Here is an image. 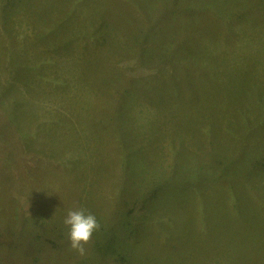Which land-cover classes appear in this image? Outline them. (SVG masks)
I'll return each instance as SVG.
<instances>
[{
    "label": "rangeland",
    "instance_id": "obj_1",
    "mask_svg": "<svg viewBox=\"0 0 264 264\" xmlns=\"http://www.w3.org/2000/svg\"><path fill=\"white\" fill-rule=\"evenodd\" d=\"M0 264H264V0H0Z\"/></svg>",
    "mask_w": 264,
    "mask_h": 264
},
{
    "label": "clouds",
    "instance_id": "obj_2",
    "mask_svg": "<svg viewBox=\"0 0 264 264\" xmlns=\"http://www.w3.org/2000/svg\"><path fill=\"white\" fill-rule=\"evenodd\" d=\"M64 224L68 228L70 248L80 256H84L86 246L90 243L94 232L100 228L97 218L84 209L70 210L64 219Z\"/></svg>",
    "mask_w": 264,
    "mask_h": 264
}]
</instances>
